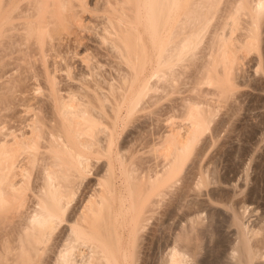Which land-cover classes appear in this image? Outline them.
Masks as SVG:
<instances>
[{
	"label": "bare ground",
	"instance_id": "6f19581e",
	"mask_svg": "<svg viewBox=\"0 0 264 264\" xmlns=\"http://www.w3.org/2000/svg\"><path fill=\"white\" fill-rule=\"evenodd\" d=\"M262 76L264 0H0V264H264L260 174L208 196L223 250L197 197Z\"/></svg>",
	"mask_w": 264,
	"mask_h": 264
},
{
	"label": "rangeland",
	"instance_id": "374dc122",
	"mask_svg": "<svg viewBox=\"0 0 264 264\" xmlns=\"http://www.w3.org/2000/svg\"><path fill=\"white\" fill-rule=\"evenodd\" d=\"M89 14L90 13H88V14L86 13L85 16H87ZM252 56L255 57L254 54ZM248 57L245 58V60H244V63H243L242 69H241L242 70L241 71L242 73H241L240 79H241L242 76H243L242 78L244 80H247L249 78H252L253 79V77L255 76V71L254 70H255V66H256V60L254 58L251 63H248L249 61L247 59L250 58V57L249 58ZM246 60H247V63H246ZM252 75H254V76H252ZM244 77H246L247 79L244 78ZM260 80L264 84V76H262V78ZM261 81H260V83H262ZM240 88H243L244 89V90L241 89L243 94L240 96L241 98H239V99H241L242 102L240 100H239L240 103L238 102L240 105L241 104L242 105H241V107L238 110V113H237L238 115L236 116V118L234 116V119H235V120L233 119L234 120L233 121V124L234 125H232L229 128H224V130L222 129V131L221 130L219 131V135L217 136V139L215 140L216 142L213 141V143L207 148V150L205 152V156H204L203 160L201 161L202 165L204 164V166H208V167H211V168H212V166H217L216 167V173L219 174V175H221V176H226V177L228 176L229 178L227 177L228 180H226L225 183H219V186H218V184L215 185L214 183H212V184H210L211 186L208 185V188L207 187H203L201 189L200 193L197 194L199 196H197V195L196 196L198 198L201 196L199 199L201 201H204L205 200L204 201L205 204H208L210 202V201H208V196L212 193V190H213V192L214 191L218 192V191H220L222 189L224 191H228V192L231 191L232 192V190H236L238 188V185H239L240 187L237 189V191L240 190V193L239 192L237 193V195L235 196V199L237 197H238L237 199L243 198L242 196H245L246 193H247L245 191H248L249 190V187H252V185L254 184L253 183L254 181L253 182L251 181L250 176L251 177L253 176V178H254L256 176V174H258V175L260 174V178L258 179V182H257V184L259 183L257 185V187H258L257 188L258 189L257 190V195H259V196L257 197L256 202L261 203V207L260 206H257L256 209L254 210L255 212L252 213L253 212L252 211L246 217V219L249 218L250 221H252V220H255V218L259 215V213H261L260 211L263 209V205H264V203H263L264 202V179L261 178V175H262V172L261 171L262 170H260V167L256 168L257 167L256 166V160H258V159L260 160L261 156L263 155L262 153H264L263 152L264 151V107L262 106V104L264 103V92H262V90H260L258 88L257 89L254 88L253 89V87L251 88L250 86L245 85V84H243ZM18 107H21V108L18 109ZM18 107H17V109L20 111V113H18L19 111L16 110V109H15V111L17 112V115L19 116V119L16 117L17 120L16 121H11L12 122L11 124L18 122L17 124L19 126H21L22 124H24V122L21 123V125L19 124V122H21V121H19L20 120V117L21 116H24L26 113L22 112L23 111V106H18ZM21 109H22V111H21ZM15 125L16 124H14V126ZM18 125H16V126H18ZM230 128H232V129L230 130ZM127 129L128 128L125 129V131H124L125 133H126ZM124 132L121 135V139L125 136V133ZM230 132H231V134H230ZM247 149L249 150V153L247 151H245ZM241 152H243L244 154H242ZM246 153H248V155ZM263 157H264V155H263ZM255 158H257V159H255ZM240 160H242V161H240ZM253 161H255V162H253ZM258 161H257V163H258ZM240 163H241V165H246V163H247L248 174L250 173L248 175L249 176V179H248V176H247V178H245L246 177L245 176V169L243 168L244 166L241 167ZM253 165L255 167H252ZM194 169L195 168L192 169L193 172H194ZM241 169L244 170V172ZM240 170L242 172H240ZM254 171H255V173L256 172L257 173L255 174ZM91 178H94V177L92 176ZM253 178H252V180H253ZM237 179H238V181H237ZM236 181H237V183H236ZM220 184H221V186H220ZM235 184L236 185L238 184L237 187H235ZM213 185H214V187H212ZM215 186L218 189V191L215 189ZM241 189H243V191ZM210 190H211V192H210ZM193 194H195V193H193ZM190 197H191V195L189 196V198ZM202 198H203V200H202ZM256 204L257 203H255V205H254V203H250V205H251V207L249 206L250 209H252V207H255ZM208 205L211 207L210 208L211 210L217 212V215H218L219 218L221 216V218H220V225H219V234H220V236H222L221 237V242H222L221 244H223V245H221L220 250H223L224 248H226L225 245H228V242H229L228 240H230V238L232 237V233L234 231L233 230L234 228L233 227L232 228L231 227H228L227 226V223H226L227 222L226 219H228L227 216H229V212H228V210L224 206H222L220 204H217L216 202H210ZM213 207H217V208H213ZM225 215H227V216H225ZM203 216H204V221L207 220V217L206 216H208V215H207L206 212L203 213ZM205 217H206V219H205ZM221 226H222L223 229L221 228ZM229 229L231 231H229ZM227 235H229L230 237L227 236ZM216 236H217V234H213L211 236L212 238L210 236L208 237V240L207 241L208 242L210 241L209 244L212 243L214 241V239L215 240L217 239V238H214ZM210 239L213 240V241H211Z\"/></svg>",
	"mask_w": 264,
	"mask_h": 264
}]
</instances>
